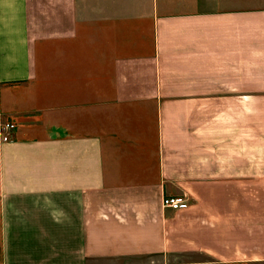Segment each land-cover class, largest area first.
Segmentation results:
<instances>
[{
    "label": "crops",
    "instance_id": "0c3cea01",
    "mask_svg": "<svg viewBox=\"0 0 264 264\" xmlns=\"http://www.w3.org/2000/svg\"><path fill=\"white\" fill-rule=\"evenodd\" d=\"M7 122L0 264H264V0H0Z\"/></svg>",
    "mask_w": 264,
    "mask_h": 264
},
{
    "label": "built area",
    "instance_id": "2783aa9c",
    "mask_svg": "<svg viewBox=\"0 0 264 264\" xmlns=\"http://www.w3.org/2000/svg\"><path fill=\"white\" fill-rule=\"evenodd\" d=\"M16 128L15 123L7 122L1 126V138L3 141L11 139V131ZM164 207L174 210H183L189 207V199L185 195H169L163 199Z\"/></svg>",
    "mask_w": 264,
    "mask_h": 264
}]
</instances>
